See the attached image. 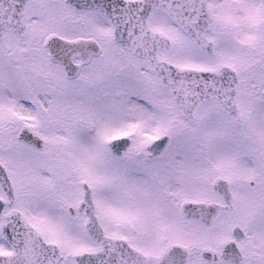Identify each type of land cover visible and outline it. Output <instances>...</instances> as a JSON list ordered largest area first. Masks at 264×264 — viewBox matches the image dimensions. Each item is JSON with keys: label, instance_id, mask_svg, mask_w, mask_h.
Segmentation results:
<instances>
[{"label": "snow or ice", "instance_id": "1", "mask_svg": "<svg viewBox=\"0 0 264 264\" xmlns=\"http://www.w3.org/2000/svg\"><path fill=\"white\" fill-rule=\"evenodd\" d=\"M0 264H264V0H0Z\"/></svg>", "mask_w": 264, "mask_h": 264}]
</instances>
